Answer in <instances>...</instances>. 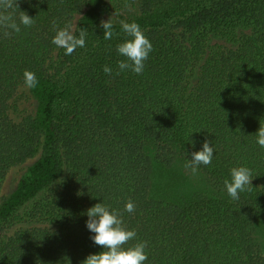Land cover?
<instances>
[{
    "label": "trees",
    "instance_id": "1",
    "mask_svg": "<svg viewBox=\"0 0 264 264\" xmlns=\"http://www.w3.org/2000/svg\"><path fill=\"white\" fill-rule=\"evenodd\" d=\"M137 2V14L113 22L111 40L105 0H18L17 22L21 10L34 25L0 30V191L11 167L41 152L0 203V264H81L102 251L86 226L101 202L136 230L125 247L147 242L144 264H264L254 237L264 223V0ZM84 8L75 34L87 29L86 46L65 55L52 22L74 26ZM121 20L137 22L153 46L142 74H116L126 59L116 46L128 38ZM212 36L232 45L212 46ZM25 70L39 82L29 88L37 108L16 121ZM205 139L214 148L198 167L207 185L179 202L153 196L155 163H186ZM239 166L254 178L233 200L224 180ZM129 199L134 213L123 211ZM34 220L53 228L11 232Z\"/></svg>",
    "mask_w": 264,
    "mask_h": 264
},
{
    "label": "clouds",
    "instance_id": "2",
    "mask_svg": "<svg viewBox=\"0 0 264 264\" xmlns=\"http://www.w3.org/2000/svg\"><path fill=\"white\" fill-rule=\"evenodd\" d=\"M16 9H19L18 0H0V30L5 37L11 36L13 32L19 33L21 25L32 27L35 23L33 17L21 10H19V22H17ZM52 24L56 32L52 43L58 48H63L65 55H71L78 47L86 46L87 29L79 28V35L77 36L72 24H67L59 29L56 28L55 21ZM101 25L105 40H111L114 35H117L113 30V22L110 18L101 21ZM120 25L128 38L116 46L117 52L126 58L118 61L119 71L116 74L119 75L121 71L125 70H131L137 75L142 74L145 69V61L153 51V46L137 22L121 20ZM103 71L108 75L112 74V69L108 66H104ZM23 76L27 88L37 87L39 82L34 72L25 70ZM256 134V142L260 147H264V124H260ZM213 153L212 144L208 139H205L202 149L192 152V158L185 163V167L190 168L195 175L199 165L211 163ZM230 172L231 179H225L224 186L227 194L233 200H239L241 192L251 190L252 179L254 178L252 170L246 166H239L233 167ZM135 209V202L129 199L125 203L123 211L134 213ZM86 214L88 216L86 226L90 232L94 233L91 239L100 246L102 251L89 254L81 264H144L148 259L147 242L141 241L125 247L129 241L136 238L137 233L135 229H129L125 225L122 211L101 202L88 208Z\"/></svg>",
    "mask_w": 264,
    "mask_h": 264
},
{
    "label": "rangeland",
    "instance_id": "3",
    "mask_svg": "<svg viewBox=\"0 0 264 264\" xmlns=\"http://www.w3.org/2000/svg\"><path fill=\"white\" fill-rule=\"evenodd\" d=\"M138 0H105L106 12L103 16L102 21H106L109 18L112 22H117L121 18L130 17L133 14L138 13L137 2ZM85 8L80 14L76 16L74 20V26L77 23L78 18L81 16ZM212 46H231L232 44L217 36H212L210 40ZM13 107L11 108V117L19 121L27 115H34L37 108V100L29 91L25 85L19 87L13 100ZM39 152L35 157L26 160L25 162L11 167L2 182L0 191V203L5 197L10 195L19 184L22 176L27 170L28 166L31 165L39 156ZM154 185L152 188V195L158 198H164L169 201L179 202L187 198L186 196L196 190L197 188H204L207 185L205 176L199 172L195 175L192 171L185 167V163L178 158L175 160L174 165L170 168H164L160 164L155 163L154 165ZM27 211H22L23 213ZM30 227H50L53 225L42 222V221H26L16 225L11 232L23 231ZM254 237L260 244L262 253L264 255V223L256 222Z\"/></svg>",
    "mask_w": 264,
    "mask_h": 264
}]
</instances>
